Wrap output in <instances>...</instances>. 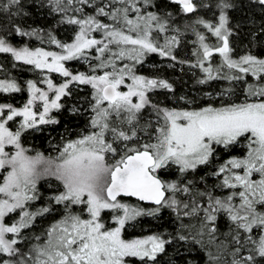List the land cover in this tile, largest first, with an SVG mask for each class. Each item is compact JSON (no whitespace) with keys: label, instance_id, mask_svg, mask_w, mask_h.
Wrapping results in <instances>:
<instances>
[{"label":"snow or ice","instance_id":"1","mask_svg":"<svg viewBox=\"0 0 264 264\" xmlns=\"http://www.w3.org/2000/svg\"><path fill=\"white\" fill-rule=\"evenodd\" d=\"M171 2L182 13L197 11L194 0ZM259 3L264 5V0ZM23 6L22 0H7L3 10L23 16ZM39 6L59 15V23L76 26L75 35L72 42H63L48 31L12 28L19 37L55 45L58 51L16 46L7 33L0 35V54L10 56L11 67L19 63L37 75L23 86L10 73L0 78V94L28 93L20 107L0 102V171L4 172L0 180V264H131L133 259L158 264V257L174 243L200 244L197 236L205 234L209 243H216L221 217L229 222V232L217 244L219 255L210 254L211 264H258L257 257L264 258V58L250 50L234 58L230 42L234 31L226 11L232 4L220 0L216 23L198 19L191 25L196 36L195 60L179 62L200 70L203 75L198 84L239 82L244 99L225 101V97L239 95L228 88L216 94L218 105L211 101L198 107H191L194 101L184 96L178 97L184 102L181 106L153 103L150 94L159 89L173 92V83L137 74V66L152 54L177 61L174 50L180 44L179 29H170L168 14L149 10L156 6L155 0H39ZM196 25H202L207 34L198 32ZM170 30L177 35H162ZM210 37L217 43H209ZM217 54L220 62L213 65ZM69 61L82 62L87 71H73L66 66ZM5 71L0 62V72ZM53 74L59 76V83ZM249 74L257 83L247 82ZM81 86L92 90V115L86 131L66 143L58 157L27 155L22 134L30 129L40 131L43 125H58L53 111L63 109L62 98ZM245 141V154L232 155ZM9 147L14 151H7ZM222 155L227 158L222 160ZM173 167L178 178L160 177ZM200 169L210 171L188 178ZM207 176L218 182L209 187ZM45 177H54L62 187L48 200L62 206L63 215L42 236L31 237L35 243L22 250L18 246L26 239L22 230L37 216L53 211L51 207L30 210L32 202L41 199L37 185ZM124 198L153 207L134 205ZM74 206L80 211H74ZM165 209H171L179 222L174 234L124 238L128 225L140 217L158 218ZM105 211L111 213L112 226L104 221ZM16 212L19 219L6 224L5 218ZM185 217L199 220L196 235L182 233L188 228ZM176 254L180 255L179 247Z\"/></svg>","mask_w":264,"mask_h":264},{"label":"trees","instance_id":"2","mask_svg":"<svg viewBox=\"0 0 264 264\" xmlns=\"http://www.w3.org/2000/svg\"><path fill=\"white\" fill-rule=\"evenodd\" d=\"M6 2L7 0H0V35L7 33V38L13 45L23 46L26 44L29 47H35L41 43L35 38L17 36L12 31L14 26L23 27L25 30L38 29L48 31L61 41H69L75 35L74 30L76 26L59 23V15L51 13L47 6L40 7L39 0H22L24 5L23 12L25 13L23 16H14L10 15L8 12H5L3 10V6ZM228 2L232 4V7L226 11L229 17V26L234 31V36H232L230 40L234 50L238 51V53H246V51L250 50L251 52L254 51V53L263 55L264 32H261V29H264V5H261L259 0H228ZM194 3L197 4V11L192 14L180 12V6L172 3L171 0H155L156 6L150 8L149 10L157 11V13L160 15L168 14L170 28L179 29L181 35L185 36L187 39H190L192 36H194V33L191 30V25H193L196 20L210 17L214 19L217 17L218 13H220V9L217 7V5L220 3V0H196ZM10 11L14 13L16 10L13 8ZM86 11L90 14H94L91 8H87ZM105 22L107 21L105 20ZM196 29L199 30L200 25H196ZM94 35H97L99 38L98 33ZM188 47L189 46H187V48ZM0 58H7L6 64H10L7 66V68L5 67V72H0L3 76H5L7 73H10L12 76L17 78V80H19L20 76L28 77L30 75L28 70L25 67H21L19 63H17L16 68H12V61L9 55L3 54L0 56ZM151 58H157V54H152ZM1 61L2 59L0 62ZM158 69L160 72H164L167 78L171 80V83H173V95L182 94L188 99L191 98L192 100H197L198 98L194 99L195 94L198 92L201 93L202 91L211 90L216 92L218 90L223 91L224 89L232 88L236 92H241L240 86H235L234 84L232 85V82L227 80H213L210 81L212 86L199 87L197 80L202 77V74L198 71H196V73H191L182 69L181 67H176L172 70H168L165 67ZM245 79L248 83H253L251 82V77L247 76ZM74 94L77 95H74L75 98L81 97V99L84 101L87 97L86 90H75ZM165 95L167 94L165 93L164 96ZM24 96H26L25 91L22 94H2V96H0V101L10 102L13 104V102H15L18 98ZM197 101H199V103L196 104L199 106L209 103V100L205 98L200 100L198 99ZM165 102L169 103L168 100H165ZM56 115L60 123L58 125H52L49 127V129L51 133L55 134V139L58 141L62 140H59V136L62 135V133H59L61 130H64L66 133H68L70 128L86 123V118L84 119L78 114H69L66 107L60 112H57ZM49 136L50 134L44 130L39 133H33L29 140L38 148H46V139ZM231 154L243 156L245 154V149L242 146H238ZM225 158L227 157L222 155L221 159L223 160ZM207 171L210 170L200 169L195 174H190L188 178L192 179L193 177L204 176L206 175ZM178 176L179 173L177 171H173V169L160 173V177L162 179L167 178L169 180H173L178 178ZM206 178L209 187L218 182L214 177L207 176ZM199 187L203 188V185L201 184ZM43 193V197H45L48 193V189H44ZM216 194L219 195L221 193L217 192ZM42 198L41 201H43ZM126 199H129L132 203L142 204L141 206L143 207H152L150 204H143L130 198ZM49 204L54 208L59 206L52 204L50 201ZM58 213L59 211H56L54 216L58 215ZM42 220H40V223H42ZM183 223L188 225V228L182 230L183 234H188L191 232L192 235H196V233L200 230V222L195 217H185L183 219ZM179 227V222L172 213L171 209H165L162 210L158 218L154 217L149 219L148 216L138 218L130 231L134 233L133 235H141L145 233H164L165 235H168L174 234L175 231L179 229ZM217 227L219 232L216 243H209V237L206 234L202 238L197 236V239L201 240L200 244H185L184 242H180V245L178 246L174 243L173 245L167 247L165 254H161L160 257H158V264H211L210 254L213 256L219 255L217 244L221 241H224V236L229 232V222L225 218L221 217L217 223ZM30 230L31 229L24 230V234L30 232ZM128 232L129 231L126 230L127 235H129ZM177 247H179L180 251L179 256L176 254ZM132 262L134 264H140V262L135 259H133ZM257 262L258 264H264V258L257 257Z\"/></svg>","mask_w":264,"mask_h":264},{"label":"rangeland","instance_id":"3","mask_svg":"<svg viewBox=\"0 0 264 264\" xmlns=\"http://www.w3.org/2000/svg\"><path fill=\"white\" fill-rule=\"evenodd\" d=\"M219 14L220 13H218L217 17L214 18V19H212L210 17V18H206V19H203V20L211 21L213 23H216L218 21ZM175 29H177V28H175ZM197 31L198 32H204L205 34H207L206 30L201 25H200V29L197 30ZM162 35L173 36V35H177V32L170 30L168 33L162 34ZM73 38H74V36L72 37L71 40L63 41V42H72ZM178 39L180 40V44L174 50V54L177 56V61H172L170 59L160 57L159 55H157V58H155V59L151 58V56H150L143 65H138L137 66V74L145 75V76H147L149 78H153V77L163 78V79L168 80L171 83V80L167 78V76L164 74V72H160L158 68L165 67L168 70H172L173 68H176V67L180 68L181 67L182 69H184V70H186L188 72H191V73H196V71L200 72V70H198L196 68L189 67L188 63H180L179 62V61L194 62L195 58L192 56V53H193V51L195 50V47H196L194 45V43H193L195 41V39H196L195 34L190 39H187L185 36L181 35V32L179 31ZM230 40H231V37H230ZM208 42L211 43V44H216L217 43V41H216V39L214 37H210ZM160 43H163V40H160ZM187 46H189V47L187 48ZM30 47H32V46H30ZM35 47H45L48 50H56V51L59 50L55 45H46V43L45 44L39 43ZM35 47H32V48H35ZM244 54L245 53H238V51H235V50H234V53H233L234 58H238L239 56L244 55ZM252 54L257 55L259 58H264V54L263 55H259L257 53H254V51L252 52ZM1 55H3V54H0V56ZM1 59H2L1 62H3L5 67L7 68V66L10 65V64H6V61H7L6 59L7 58H0V60ZM220 59L221 58H220V56L218 54L214 55L213 58H212L213 65H218L219 62H220ZM125 62H127V61H125ZM169 65H173V66L170 67ZM66 66L69 67L70 69H72L73 71H87L86 65L83 64L82 62H79V61H69V62H67ZM28 72L30 74L28 77L19 75L20 78H19L18 81L22 84V86H23L24 82L29 80V79H33V80L37 79L36 73H33L31 71H28ZM248 76L251 77L250 74ZM0 78H4V76L1 73H0ZM52 78H53L54 82H56V83L60 82V78H59V76L57 74H53ZM251 78H252L251 82H253V84L257 83V80H256L255 77H251ZM231 84L232 85L234 84L235 86H240L239 82H234V83L232 82ZM210 85L211 84L209 82V83L203 84V85L199 84V87H201V86H206V87L209 86L210 87ZM76 90H79V91L86 90L87 97L85 98V101L82 100L81 97L75 98V96H77V95L74 94V92H75V90H74L73 94L71 96L63 97L61 103L64 104V108L65 107L67 108V111H68L69 114H75V115L78 114L80 117H82L84 119L86 118V123H84L83 125H80V126H75L73 128H70L68 133H66L64 130H61L59 132V133H62V135L59 136V140L62 139L61 141L56 140L55 139V134L51 133L49 127H51L52 125H43V126H41V130L40 131H35V130H31V129L27 130L21 136V144H22L23 147H25L27 149V152H26L27 155L34 156L37 153H40L46 158L58 157L60 152L63 150V147H64V145L66 143H68L70 141H73L75 139H79L81 133L86 131L87 125H88V121H89V119H90V117L92 115L91 109H90V104H89V100L91 98V91L92 90H91L90 86H81L80 89H76ZM121 90H126V89L122 88ZM162 90L163 89H159V91H155V92L150 94V98H151L153 103H157L161 107H176V106H181V105L184 104L183 101H179L178 100V97H180V96L186 97L185 95H182V94L173 95L172 92H169L167 90H164V91H162ZM23 92L24 91H22L21 94ZM25 92H26V96L20 97L15 102H13V104L15 106L20 107L26 101V99L28 98V93H27L26 90H25ZM162 92H163V94H162ZM219 92H221V91L218 90L216 92H213V91L209 90V91H202L201 93L198 92V93L195 94L194 99L198 98L200 100L202 98H205V99H208L209 102L216 101L217 102L216 104L218 105L219 102H220V97H218L216 94L219 93ZM165 93L167 94V95H165L166 97L164 96ZM205 93H212V96L208 97V96L205 95ZM237 93L239 94L238 96L225 97V100L227 101L228 99H233V100H236V102H239V100L244 99V96H243L242 92H237ZM0 96H2V94H0ZM186 99H188V98L186 97ZM165 100H168L169 103L165 102ZM189 100H192V99L189 98ZM197 100H193L194 103L191 105V107H198L199 106V105L196 104V103H199V101H197ZM0 102H2V101H0ZM204 105H206V104H203L202 106H204ZM71 107H76L77 109H79V111L77 113H71L69 111V109ZM148 111L150 112L151 110L149 109ZM52 114L54 116H56V118H57V115H56L57 112L55 110L53 111ZM145 115H147V113H145ZM113 119H115V118H113ZM141 123H143V121H141ZM10 127L12 128L13 131L16 130L14 125L10 124ZM44 130L48 134H50V136L46 139V146L48 148L47 147L46 148H38L35 145H33L30 142L29 139H30V136L33 133H39V132H42ZM245 143H246V141L242 142L239 146L244 147ZM244 149H245V147H244ZM6 150L9 151V152L14 151V149L11 148V147L7 148ZM109 162H111V161H109ZM172 169H173V171H177L175 169V167H173ZM3 175H4V172L0 171V180H2ZM164 180H169V179L164 178ZM37 187H38V190L41 193V198L43 197L44 189H48V193L46 194L45 197L42 198L43 201H41V199H39L38 201L32 202L30 210L31 211H36V210H38L41 207H51V208H53V211H51L50 213H46L43 216H37L35 218L34 222L32 223V225L29 228H27V229H31L30 232L24 234V230H27V229H23L22 230V235L26 238L25 240H23L20 243V245H18L19 247L22 248V250H26L28 247H31L32 243H35V241L33 239H31V237H34V236H37V235L42 236L44 231L48 227H50L52 224L56 223L59 219H61L62 215H63L62 206L59 205V206H56L57 208H54V207H52L49 204V200H48V197L50 195L56 194V193H58V191L62 190V187H61L60 183L54 177H45V178H43L42 180H40L38 182ZM124 200H125V202L131 203V204H134V205L136 204V203H132L129 199L124 198ZM140 205H142V204H140ZM144 207L148 208L146 206H144ZM152 207H153V205H152ZM56 211H59V213H58V215L54 216ZM74 211L79 212L80 208L78 206H74ZM110 215H111V213L107 212V211H105L104 214H103L104 221L106 222V224L108 226H112L111 221H110ZM45 217H48V218L43 219ZM148 218L152 219L154 217H149L148 216ZM18 219H19V212L12 213V214H9V216H7L5 218V223L10 225V224L14 223ZM40 220H42V223H40L41 222ZM134 223L135 222H133L132 224H130V225H128L126 227L125 232H124V238L125 239L142 238V237H145L147 235H150V234H146V233L145 234H141V235H133L134 233H132L130 230L132 229V226L134 225ZM126 230L129 231L128 232L129 235H127ZM8 238L11 239L12 238V234H9ZM131 264H134V263L131 262Z\"/></svg>","mask_w":264,"mask_h":264},{"label":"water","instance_id":"4","mask_svg":"<svg viewBox=\"0 0 264 264\" xmlns=\"http://www.w3.org/2000/svg\"><path fill=\"white\" fill-rule=\"evenodd\" d=\"M196 0H194V2H195ZM130 199H133V200H136L135 198H130ZM137 201V200H136ZM141 203H143V204H149V203H147V202H141ZM151 205V204H150Z\"/></svg>","mask_w":264,"mask_h":264},{"label":"bare ground","instance_id":"5","mask_svg":"<svg viewBox=\"0 0 264 264\" xmlns=\"http://www.w3.org/2000/svg\"><path fill=\"white\" fill-rule=\"evenodd\" d=\"M159 91V90H158Z\"/></svg>","mask_w":264,"mask_h":264}]
</instances>
